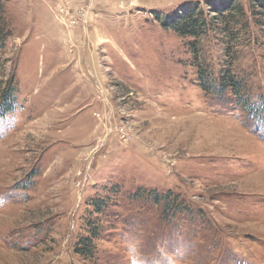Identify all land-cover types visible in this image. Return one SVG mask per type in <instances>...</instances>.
<instances>
[{"label":"rangeland","instance_id":"obj_1","mask_svg":"<svg viewBox=\"0 0 264 264\" xmlns=\"http://www.w3.org/2000/svg\"><path fill=\"white\" fill-rule=\"evenodd\" d=\"M206 1L1 0L0 102L7 86L13 102L0 114V264H264L262 16L236 0L238 102L199 87L197 65L216 78L227 64L225 35L160 24L187 3L207 17ZM88 219L100 233L83 258Z\"/></svg>","mask_w":264,"mask_h":264},{"label":"trees","instance_id":"obj_2","mask_svg":"<svg viewBox=\"0 0 264 264\" xmlns=\"http://www.w3.org/2000/svg\"><path fill=\"white\" fill-rule=\"evenodd\" d=\"M199 3L191 4L187 3L181 6L179 11L174 14L167 15L160 22L161 26L165 29L173 30L180 37L196 38L204 32L205 27L213 31L219 29L221 33L225 35L224 40L226 42L225 55L223 60L227 64H223L219 75L216 78L211 77V72L207 68L197 65L198 67V80L200 89L207 93L210 89L219 90L220 92L228 90L233 96L238 98V102L243 101V93H241V86L239 80L230 71L229 60L233 59L230 45L236 43L238 32L232 28L231 25H236L234 18L243 16V6L236 0H207L206 12L207 17H203L204 12L202 9L197 10ZM249 5L253 10L252 14H261L262 18L255 17L254 23L264 26V0H249ZM3 6L0 0V24L3 23L2 19ZM8 28L6 31L0 29V46L5 40ZM193 52L197 50L192 49ZM198 62V61H196ZM10 89L5 88L2 92V101L0 102V114L9 113L12 105V98L10 97ZM243 96V97H242ZM244 103V104H243ZM243 107L247 108L246 102H243ZM264 113V100L260 102ZM251 110V109H250ZM156 198V197H153ZM161 200V198L157 199ZM93 207L91 212L99 214L104 204V199L94 198L89 201ZM161 202V201H160ZM166 202V204H165ZM163 208L169 210L177 209L181 206V199H178L175 195L166 198L161 202ZM168 207V208H167ZM172 208V209H171ZM166 210V212H167ZM89 229L86 236L80 237L74 244L73 250L76 254L83 258L93 257L96 250L94 240L99 238L100 227L98 223H95L93 219L87 220Z\"/></svg>","mask_w":264,"mask_h":264}]
</instances>
